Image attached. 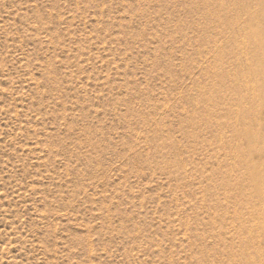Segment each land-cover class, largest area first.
<instances>
[{
	"label": "rangeland",
	"instance_id": "rangeland-1",
	"mask_svg": "<svg viewBox=\"0 0 264 264\" xmlns=\"http://www.w3.org/2000/svg\"><path fill=\"white\" fill-rule=\"evenodd\" d=\"M0 264H264V0H0Z\"/></svg>",
	"mask_w": 264,
	"mask_h": 264
},
{
	"label": "bare ground",
	"instance_id": "bare-ground-1",
	"mask_svg": "<svg viewBox=\"0 0 264 264\" xmlns=\"http://www.w3.org/2000/svg\"><path fill=\"white\" fill-rule=\"evenodd\" d=\"M263 255V254H262Z\"/></svg>",
	"mask_w": 264,
	"mask_h": 264
}]
</instances>
